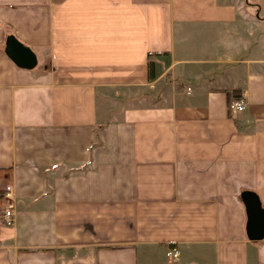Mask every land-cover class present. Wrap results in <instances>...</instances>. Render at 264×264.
I'll list each match as a JSON object with an SVG mask.
<instances>
[{
  "label": "crops",
  "instance_id": "crops-1",
  "mask_svg": "<svg viewBox=\"0 0 264 264\" xmlns=\"http://www.w3.org/2000/svg\"><path fill=\"white\" fill-rule=\"evenodd\" d=\"M247 195L264 0H0V264H264Z\"/></svg>",
  "mask_w": 264,
  "mask_h": 264
},
{
  "label": "water",
  "instance_id": "water-1",
  "mask_svg": "<svg viewBox=\"0 0 264 264\" xmlns=\"http://www.w3.org/2000/svg\"><path fill=\"white\" fill-rule=\"evenodd\" d=\"M9 55L15 62H23L26 66H30L33 62L30 51L19 44H16L12 54ZM244 201L248 218L246 226L248 238L260 239L264 235V214L253 195H247Z\"/></svg>",
  "mask_w": 264,
  "mask_h": 264
},
{
  "label": "built area",
  "instance_id": "built-area-1",
  "mask_svg": "<svg viewBox=\"0 0 264 264\" xmlns=\"http://www.w3.org/2000/svg\"><path fill=\"white\" fill-rule=\"evenodd\" d=\"M228 107L230 110L241 111L243 109V103L240 100H235V101H232L228 105ZM0 221L5 226L12 225L13 217H12V211L9 207L3 210L1 217H0ZM166 256L171 257V258H176L177 251L175 249H169L168 251H166Z\"/></svg>",
  "mask_w": 264,
  "mask_h": 264
},
{
  "label": "trees",
  "instance_id": "trees-1",
  "mask_svg": "<svg viewBox=\"0 0 264 264\" xmlns=\"http://www.w3.org/2000/svg\"><path fill=\"white\" fill-rule=\"evenodd\" d=\"M228 105L235 100H238L240 98L239 92L236 90H231V91H225Z\"/></svg>",
  "mask_w": 264,
  "mask_h": 264
}]
</instances>
